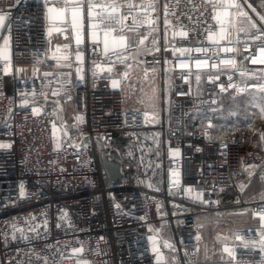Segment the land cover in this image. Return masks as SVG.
<instances>
[{
	"label": "built area",
	"instance_id": "obj_1",
	"mask_svg": "<svg viewBox=\"0 0 264 264\" xmlns=\"http://www.w3.org/2000/svg\"><path fill=\"white\" fill-rule=\"evenodd\" d=\"M90 2L120 18L113 30H139L144 42L105 55L101 43L94 52L87 41L77 46L86 62L123 74L159 72L163 88L170 80L169 104L163 91L158 109L129 110L125 76L107 69L81 81L72 70L19 73L49 66V0H0L10 51L8 61L0 59V144L10 145L0 147V264H45L44 258L47 264H168L171 249L182 264H199L198 219L236 209L249 210L256 225L234 231L228 264H264V198H243L254 179L264 186V127L233 126L223 138L214 134L220 107L264 80V21L249 0H236L239 7L142 0L122 12L105 11L110 0ZM148 4L156 7H142ZM226 9L251 16L258 30L213 41L218 13ZM98 25L108 29L99 17ZM121 54L125 63L118 61ZM66 104L70 130L57 138L56 119ZM99 145L115 150L121 164L123 178L114 188L107 184ZM238 176L248 180L236 190ZM13 224L28 240L19 239L20 232L12 239Z\"/></svg>",
	"mask_w": 264,
	"mask_h": 264
},
{
	"label": "crops",
	"instance_id": "obj_2",
	"mask_svg": "<svg viewBox=\"0 0 264 264\" xmlns=\"http://www.w3.org/2000/svg\"><path fill=\"white\" fill-rule=\"evenodd\" d=\"M142 0H110V5H117L115 12H122L126 8H129L128 5L131 4L134 7L138 6L139 3ZM213 3L217 5H226V6H232L234 4H230V0H211ZM233 1V0H232ZM64 0H49L48 7H47V22H48V67L40 68L39 70H36L35 73L39 75H49L55 71H61V70H72L74 72V77L77 81L83 80L85 75L88 73L92 74L93 72L102 71L107 68H101L94 66L92 63H87L85 55L83 54L82 61H78L76 59V36L77 32L72 29L70 22V14H58V9L63 5ZM107 7L105 11L112 12L111 7ZM52 7L54 9L53 12H49L48 8ZM102 12V9L100 7H94V9L91 12V15L89 16L87 9L85 8L82 12V20L80 22V36L82 39V43L84 44L87 41L93 40V33L96 34V38L100 41L102 46L104 47L103 40H104V33L105 31H109L107 28H100L98 25V17ZM227 12L224 10H221L218 13L217 18L219 17L218 23L219 26L223 25L224 22H228L226 16ZM226 16V17H225ZM5 21H3V27L0 29V31L3 32V28L5 25ZM220 21H223L221 24ZM125 37V43L128 44H134V43H142L144 42V37L142 36L141 32L136 29H123L121 31L112 30L109 32L108 36V50H115L120 49L121 43H120V37ZM212 40H219V41H230L231 39L225 38L220 39V36H216L212 38ZM80 44V45H81ZM0 49L3 51L0 52V59L3 61H8L10 57V51H9V44H7V47L4 45V40H2L0 44ZM68 65H71L70 67ZM139 69V68H138ZM149 74V73H148ZM162 92L167 91V86L164 88L162 87ZM244 96H238L234 97L235 100H238V98L243 99ZM241 100V101H242ZM236 102L233 106L230 104L228 108V111L233 109L238 105L239 102ZM160 103L155 102L152 104L151 107L153 109L159 108ZM226 105L221 106V111L223 112L224 107H228ZM67 113L71 112V106L66 104L65 109ZM63 111V112H65ZM63 112L59 113L57 116V129L56 134L57 135H63L64 133L68 132L70 130V126L65 125V121H59V118L63 116ZM229 113V112H228ZM228 122L225 121V123H215V131L220 134L217 135L219 138L225 137L221 134L223 131H229V129L225 130V126ZM231 127V125H230ZM225 133V132H224ZM246 176H238L236 180V190H239L241 187L240 185H243L247 181ZM243 198L247 201H253V200H259L264 198V186L263 182L260 178L254 179L244 192ZM228 217L227 219H233L235 223H237L238 228H247L250 227L255 220L252 218L251 213L247 209H236L229 211L225 214H215L214 215V228L212 225L207 224V230L202 231L204 235V241L200 245L198 249V262L199 264H228L229 261V254L228 251H225V249L229 248L233 243V228L230 223L221 220V217ZM205 219H202L204 222H208V220L211 217H204ZM208 218V219H206ZM201 220V222H202ZM213 220V219H210ZM229 221V220H228ZM214 232H213V229ZM170 256V255H169ZM168 256V264H170V259Z\"/></svg>",
	"mask_w": 264,
	"mask_h": 264
},
{
	"label": "rangeland",
	"instance_id": "obj_3",
	"mask_svg": "<svg viewBox=\"0 0 264 264\" xmlns=\"http://www.w3.org/2000/svg\"><path fill=\"white\" fill-rule=\"evenodd\" d=\"M235 3H236V0H235ZM248 3L252 6V8H255L257 10L255 12L257 17L260 18L259 14H264L263 13L264 12V0H249ZM230 4H234V0L233 1L230 0ZM235 5L236 4L232 6H226V5H223V6L236 7ZM224 11L227 12L225 15L226 16L228 15L227 17L228 22H224L223 25L220 26L219 36L223 33L225 38L227 37L229 39H232L237 35H242V36L252 35L258 30L259 28L258 24L251 16H248L252 18L251 22H249L248 17L239 18L237 16L238 15L237 11L229 10V9H226ZM253 23L256 24L255 28L252 27ZM35 71H36L35 69H19L18 70L19 73L32 74V75L36 74ZM106 72H109V71H106ZM111 72H113L114 74L118 76L124 75L122 73L124 72L122 69H118L115 71L112 70ZM165 85L167 86V91L165 92L164 95L166 97L167 104H169L170 88H171L169 78H167ZM123 87H124L126 97H127V103H128L127 108L129 110L130 109H133V110L153 109V108H149L152 106L153 103L155 102L160 103V100H154L153 98L155 96L162 97L163 95L161 76L159 72H155V71L149 74L147 73V75L145 76L144 73L140 69L136 68L133 71H131L127 75V77L124 78ZM243 96H244L243 97L244 100H242V98H238V100H235V98H231L230 104L232 106L236 102L241 101V100L242 101L239 102L236 107H234L233 109L229 111H228V108L230 106L227 105L228 107H224L223 109L225 110H223L222 112L223 113L222 117H220L221 120L215 123L220 124V123H225V121L228 122L227 123L228 126H225L226 127L225 130L229 129L230 125L231 127L233 126L242 127L250 131H252L253 129L259 126L264 127V80L253 81L250 85L249 90ZM67 112L66 111L63 112V116L59 118L60 122L65 121V123H67L71 120L72 109L70 113H67ZM215 127L217 126L214 125V134H215V137H218L216 136V134L217 135H220V134H218L215 131ZM221 134L223 136H227L229 135V131L222 130ZM59 137L60 135H57V138ZM2 148H9V147H2ZM110 154L112 156L114 155L117 156V153L115 150H111ZM221 214H225V213H221ZM214 215L203 216L200 219H198V224L200 227L202 240L197 248V253H198V249L200 245L204 241V235L202 231L207 230L206 225L207 224L212 225V227L214 228ZM204 217H211L210 219H213V220L209 219L208 222H204L202 220V219H205ZM227 218L222 216L221 220L223 221L227 220L226 222L230 223L231 226L234 227L233 228L234 231L238 229H243V228H238L237 223H235L233 219L231 218L227 219ZM255 225H256V222H253L251 226H255ZM213 232H214V229H213ZM165 234L169 236L170 231L168 228ZM169 255H170L169 256L170 264H182L180 257L177 256L175 252L173 253V249L170 250Z\"/></svg>",
	"mask_w": 264,
	"mask_h": 264
},
{
	"label": "snow or ice",
	"instance_id": "obj_4",
	"mask_svg": "<svg viewBox=\"0 0 264 264\" xmlns=\"http://www.w3.org/2000/svg\"><path fill=\"white\" fill-rule=\"evenodd\" d=\"M20 2H22V0H17V4H19ZM235 6L239 7L238 5H235ZM94 7L95 6L90 2V0H64L63 5L58 9V14H70V21H68V22H70L72 29L77 32L76 44L78 46L83 42L82 39H81V36H80V22L82 20V12L84 11L85 8H87L88 14L90 16L92 10L94 9ZM109 7H111L112 12H115L117 5H110ZM128 7H129V10L131 11L134 6L129 4ZM142 7L155 8L156 5L155 4H148V5L142 6ZM249 7L251 8L252 6L249 5ZM166 10H167V6H165V11ZM48 11L49 12H53L54 9L52 7H49ZM252 11L256 12L257 10L255 8H252ZM98 15H99V18L101 20V23L107 22V27L109 29V31H105L104 40H103L104 50H105L104 54L107 55L108 54V36H109V32L113 30L111 28V25L119 24L120 23V18L118 16H115V15H112V14L105 15L103 13H100ZM242 15L247 16L248 14L247 13H242ZM259 15H260V20L264 21V14H259ZM126 18L127 17H125V19ZM6 19H7L6 15H0V29H2L3 21L6 20ZM217 19L219 20V17ZM248 20H249V22H251L252 18L248 17ZM133 22L135 23V18H134ZM166 23H167V21H166ZM220 23L222 24L223 21H220ZM252 27L255 28L256 24L253 23ZM92 35H93L92 43L94 45L93 51L95 52L96 49L99 47L100 41L96 38V34L95 33H93ZM0 39L4 40V45H5V47H7L8 40L4 38V36L2 35V31H0ZM220 39H224L223 33L220 35ZM254 39L260 40L261 36L260 35H256L254 37ZM120 43H121V47L124 48V49L129 47V45H127L125 43V37H123V36L120 37ZM141 43H142V41H141ZM2 51L3 50L0 49V52H2ZM260 51H261L262 54H264V46L260 47ZM245 58L247 59L248 57H245ZM76 59L78 61H82V59H83V50L77 48V50H76ZM118 61L120 63H125V57H123V55L121 54L120 56H118ZM252 62L256 63L257 61L255 59H253ZM197 63L199 65V61H197ZM260 63H264V60H261ZM68 66L70 67L71 65H68ZM108 71L111 72L112 69L109 68ZM45 75H47V74H45ZM127 75H128V72L125 71L124 76L127 77ZM112 87L113 88H119L120 87V81L116 80V79H113L112 80ZM224 90L225 89H224L223 85H221V91H224ZM68 99H71L70 95L68 96ZM153 99L154 100H160L162 102V97L155 96ZM24 103H27V100H25ZM80 119H81L80 117H77V120H80ZM209 127H211V125H209ZM205 134L207 135V132H205ZM260 138H261V140H264V133H261ZM69 146L71 147L73 145H69ZM0 147H10V145L0 144ZM59 147H60V145L58 143L57 144V150L59 149ZM174 154H178V150ZM249 167H255V165H251ZM61 171H63V169H61ZM174 175H175V173H174ZM249 175H251V173H249ZM175 183H178V180L175 181ZM20 187H21V196H24L25 193H24L23 184H21ZM240 187L243 188L244 185H240ZM189 191H191V190L189 189ZM117 207H119V205H117ZM65 217H66V214L61 216V219H64ZM261 219L264 220V215H261ZM45 226H46V222H45ZM12 227H13V230H14L13 234H12V239H14V240L17 239L16 232H20L19 239L28 240V237L24 234L23 229H17L15 224H13ZM58 227H59V225H58ZM30 231H36V229L35 228H31ZM197 239H199V237H197ZM237 239H240V237L237 236ZM154 244H155V241H154ZM260 245H261V248L264 249V240L260 241ZM165 246L169 247V248L173 247L172 245H169V244H165ZM82 250H83L82 248L74 250V253L75 252H82ZM225 251H228V249L226 248ZM229 254H231V253H229ZM44 259H45V264H47V258H44Z\"/></svg>",
	"mask_w": 264,
	"mask_h": 264
},
{
	"label": "water",
	"instance_id": "obj_5",
	"mask_svg": "<svg viewBox=\"0 0 264 264\" xmlns=\"http://www.w3.org/2000/svg\"><path fill=\"white\" fill-rule=\"evenodd\" d=\"M99 147L102 165L107 173V184L109 187L114 188L123 178L121 164L117 160V156L107 153L102 145H99Z\"/></svg>",
	"mask_w": 264,
	"mask_h": 264
},
{
	"label": "trees",
	"instance_id": "obj_6",
	"mask_svg": "<svg viewBox=\"0 0 264 264\" xmlns=\"http://www.w3.org/2000/svg\"><path fill=\"white\" fill-rule=\"evenodd\" d=\"M218 114H219V113H218ZM219 120H221V119H220V118H217L215 122H219ZM117 145H118V143H117Z\"/></svg>",
	"mask_w": 264,
	"mask_h": 264
}]
</instances>
